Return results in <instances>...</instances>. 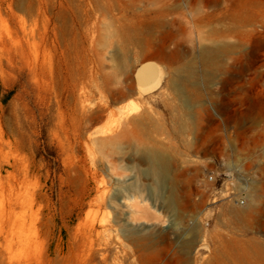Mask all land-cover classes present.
I'll return each mask as SVG.
<instances>
[{
	"label": "rangeland",
	"instance_id": "obj_1",
	"mask_svg": "<svg viewBox=\"0 0 264 264\" xmlns=\"http://www.w3.org/2000/svg\"><path fill=\"white\" fill-rule=\"evenodd\" d=\"M1 37L0 264H262L264 0H0ZM145 144L188 212L145 179Z\"/></svg>",
	"mask_w": 264,
	"mask_h": 264
},
{
	"label": "bare ground",
	"instance_id": "obj_2",
	"mask_svg": "<svg viewBox=\"0 0 264 264\" xmlns=\"http://www.w3.org/2000/svg\"><path fill=\"white\" fill-rule=\"evenodd\" d=\"M20 26H22V24ZM0 45L2 47H7L8 43L5 38H2V37L0 38ZM221 50H222L221 46H212L211 48H206L202 51L201 60L204 61L205 63H209L211 60L214 59L216 54ZM12 51H13V54H11V57L8 58V61L11 64H13L12 60L15 58V56L17 55L23 56L25 52L24 47L21 46L20 44H17L14 41L12 42ZM136 76H137L136 78L138 79V87H139L138 94L141 95L142 92L150 89L155 82L160 80V71H159L158 64L151 63V62L143 64L137 70ZM182 84L183 82L178 77H176L172 81L173 88L177 89L180 92H181ZM132 94H133L132 92H129V93L124 94L122 97L127 98L131 96ZM129 103L130 101L125 103V105L121 106V111L123 114L129 113V106H130ZM144 119L145 118H143V115L140 114L139 116L133 118L132 122L141 126L143 124ZM84 135H85V131H83L80 127L78 136L80 138H83ZM135 149H136V152H142L145 155V158L143 159V163H145L147 167L144 170L143 174L146 180L152 179L156 184V188L161 187L163 183L165 184L167 181L169 184H171L169 190H167V192L164 195H162L164 205L168 208L179 209L182 213L188 212V209L184 206V203L182 201L181 194L178 192V189L176 188V184H175L177 183L176 179L171 176V173H172L171 164L169 160L161 153V152H164V150L158 149L155 146H150L147 144L136 146ZM230 170H233V167H231ZM134 188L139 190L140 186H135ZM260 189H261V185L259 184V181L258 182L256 181V183H254L251 187L252 196L257 200H261V197H262ZM195 207H198V205L191 206L192 209H194ZM255 213L250 212V213L243 214V217L241 218V220L245 223L247 227H250V228L253 227L254 221H255V216H254ZM123 232L124 234H126V236L134 240L139 251H141L144 248L146 241L150 239V235H147V234L143 235L144 233L141 234L140 230H136L129 226H127V229H123ZM90 237L91 235L86 234L84 237H82L79 244L81 246H85V245L87 246L89 241L91 242ZM151 241H154V240L151 239ZM253 242L251 241L252 244ZM187 244L189 247L192 244V241L188 242ZM254 245H256V248L259 253L258 261L264 264V245H262L259 242L254 243ZM5 248L7 249V247ZM59 256L60 255L58 254V257H57L58 262L61 260Z\"/></svg>",
	"mask_w": 264,
	"mask_h": 264
},
{
	"label": "built area",
	"instance_id": "obj_3",
	"mask_svg": "<svg viewBox=\"0 0 264 264\" xmlns=\"http://www.w3.org/2000/svg\"><path fill=\"white\" fill-rule=\"evenodd\" d=\"M210 179L213 180V176H211Z\"/></svg>",
	"mask_w": 264,
	"mask_h": 264
}]
</instances>
